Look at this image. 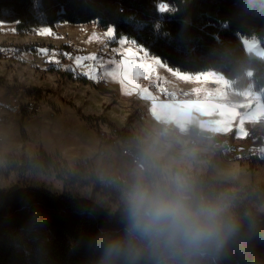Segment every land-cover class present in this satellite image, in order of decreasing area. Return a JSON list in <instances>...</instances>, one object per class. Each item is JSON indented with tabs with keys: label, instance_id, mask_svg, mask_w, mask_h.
Wrapping results in <instances>:
<instances>
[{
	"label": "trees",
	"instance_id": "1",
	"mask_svg": "<svg viewBox=\"0 0 264 264\" xmlns=\"http://www.w3.org/2000/svg\"><path fill=\"white\" fill-rule=\"evenodd\" d=\"M160 3H166L170 11L159 13ZM0 21L14 24L19 36L57 23L93 22L103 29L114 25L115 40L135 39L174 71L192 75L215 71L237 83L238 89L249 81L264 87V60L249 56L242 42L243 38L253 39L264 46V0H0ZM156 23L161 25L158 30H154ZM33 92L39 94L27 89L28 94ZM81 117L106 124L116 139L139 153L141 160L150 161L135 147L129 133L118 130L105 117ZM224 137L233 136L215 139ZM256 161L264 165V159L254 158L250 169ZM85 165L58 164L57 156L43 154L7 158V171L16 172L17 181L0 188V264H91L89 237L101 227L120 224L121 196L133 182H103L87 175ZM38 171L54 173L63 183L62 191L52 193L26 184V173ZM171 171L187 177L197 195L216 198L226 194L230 198L250 247L237 248L222 264H264V184L241 186L189 170ZM144 178L154 180L153 172ZM76 184H92L95 191L118 202L116 210L110 212L81 196Z\"/></svg>",
	"mask_w": 264,
	"mask_h": 264
},
{
	"label": "rangeland",
	"instance_id": "2",
	"mask_svg": "<svg viewBox=\"0 0 264 264\" xmlns=\"http://www.w3.org/2000/svg\"><path fill=\"white\" fill-rule=\"evenodd\" d=\"M13 26L14 24L0 21V34L4 37V39H1L2 41H0V52H3L0 53V59L5 60L4 64H9V66L6 67V70L11 74L16 73L17 68L30 65L34 68L37 67L36 69L43 68L45 71L44 73L52 74V76H55V80L65 78L71 82L78 81L80 84L87 83L86 81L94 84L97 82L99 84L98 80H91L80 74L78 77L72 78L70 76L71 71L66 69L73 66V59L68 58L67 62L56 64L54 62H49V58L52 57L53 54L44 55L41 54L39 50L52 49L53 53H55L54 59L58 61H61L60 54L67 53L73 58L76 56L94 54L97 60L102 62L105 67L108 68L109 66H112L110 63L111 61H118L121 58L120 54L123 53L126 48L130 47V45L127 44L124 46L119 45V39L115 40V37L111 39L107 37L105 35L107 29H103L93 22L87 24L57 23L53 27H49L53 35H40L38 34L39 28L33 34L19 36L14 33ZM94 36L95 38H93ZM12 37L18 38V40H22L21 42L30 46L27 48L29 50L27 51V49H25L26 45H23L24 47L22 48L21 46H17L19 43H16L17 41L15 39H11ZM34 44L38 45L35 46ZM63 46H66V48H62ZM17 47L23 50L21 51ZM260 47L262 48V45ZM5 48H8V53L5 52ZM17 63L19 65H17ZM85 64L87 63L85 62ZM162 66L170 72V75L163 74L157 67L151 79L140 78L137 81L141 88L148 89V93L144 96L143 100L136 92H132L134 96L130 99L131 94H125V91H122V87L121 93H113L106 87L107 80L103 76L106 80V84H99L101 87H96V89L99 95L103 97L107 96L110 99L107 100V102L104 103L105 106L102 107H106L107 104V108L104 110H109L113 107L116 113L113 114L114 118L96 114H91L90 116L105 117L108 121L114 124L118 130H124L129 133L136 142L135 147L145 154L150 161L141 160L139 164H133L130 155L123 153V149L129 146L121 140L116 139L115 133L111 131L106 124H103L97 119H92V122H94L93 127L98 133L104 134V138L107 139L105 147L106 154L105 156H95L90 163L91 165H85L88 167L87 175L93 174L97 179L103 182H109L115 179L134 182L138 174H142L145 177L146 173L153 172L154 180H157L162 179L169 172L172 173L171 170L176 168L189 170L197 174H206L211 179L237 183L241 186L246 185L257 187L260 184H264V165L255 162L253 163V168L250 169L249 165L252 156L242 159L238 158L240 152L246 151L248 148L250 149V152H256L257 149H261L264 140L262 139L264 138V129L249 136V140L247 141H250L252 137L259 138L258 143H255L254 146H252V142L250 143L251 147L248 144V148L241 147L239 144H234L239 147L238 150L234 151L231 148H224L221 150L219 143L209 140L198 142V140L193 137L187 140L186 143L177 142L173 137H169L166 132L159 128L156 122L151 121L152 115L156 117V121H159L158 123L166 119V117L163 116L162 110L160 109L153 114L143 111L141 101H149L151 103L156 99L158 94L156 91L152 90V88L149 89L147 86L150 85L151 87V80L159 81V79L163 78H166L167 84L171 83L175 80L173 75L180 74L177 73V71L166 67L164 64ZM84 70L85 69L81 68L78 69V72L80 73ZM97 71H102L99 65H97ZM250 75L251 72L248 71L247 76L250 77ZM14 76L15 75L12 77H6L5 74L4 78H2L3 81L0 82L2 86L4 85V90L8 91V93L10 92V96L7 100L4 96V91H0V110H9L13 107V99L16 96L20 104H24V102L29 99L40 101L43 105V99L41 97L36 99V95H34L36 92H33L32 94L27 93V89H34L39 93H41V89L36 87L30 88L28 85L21 83L19 79ZM236 86L237 83H233V87L238 89ZM24 89L27 94L24 93ZM42 90H44L43 92L45 96L52 95L51 100L54 102L62 100L71 106L81 102L78 90L70 88L69 86L66 89L60 90L53 84L50 89ZM243 90L246 94H248V92L250 94V91L253 90L256 94V98L260 97L261 94V88H259L253 81H249ZM155 93L157 94L155 95ZM189 93L191 95V100H189L190 102L183 103L184 109H182L183 111L180 110L182 115L190 114L191 112V109L185 108L187 104H192L194 106H196V104L198 105V95L190 91ZM158 97L160 96L158 95ZM161 100L164 99L161 98ZM165 100H171V102H173L172 100L174 99L170 98ZM16 110H19L20 112L21 109L16 108ZM81 110H83L82 105L80 107V113L83 114ZM168 111L169 110H166V112ZM170 111L174 114L173 110ZM147 114L151 115V117ZM184 118L185 121L188 122L187 119H189V115ZM216 120L217 124H221L222 127L226 125L223 121H220V118H217ZM234 120L235 119H231V121ZM7 126L8 127H5L0 121V188H8L17 181V173L14 171H7L8 157L20 155L33 157L31 156L32 154H30V151L32 150L30 147L31 142L26 148L20 146V142L22 138H24V135L31 134L32 125H27L23 122L18 126V124L11 122ZM244 129H248V126H245ZM181 133L185 136L187 131L185 130ZM111 134L113 135L111 136ZM176 136L181 137L179 133L176 135L174 134V137ZM210 156H212V159ZM64 162L66 161L59 156L57 157L58 164ZM66 163L70 167H74V164H70L69 162ZM26 184L44 187L52 193H60L63 189L61 179H59L54 173L45 171L26 173ZM74 188L78 194L98 203L110 212H113L117 208L118 202L108 196L102 195L98 191H95L92 184H76ZM122 197L123 196H121V200Z\"/></svg>",
	"mask_w": 264,
	"mask_h": 264
},
{
	"label": "crops",
	"instance_id": "3",
	"mask_svg": "<svg viewBox=\"0 0 264 264\" xmlns=\"http://www.w3.org/2000/svg\"><path fill=\"white\" fill-rule=\"evenodd\" d=\"M15 37L11 39H15L17 41L16 43H19L17 46L26 45L21 42L22 40H18ZM1 39H4L2 34H0V41H2ZM242 42L249 56L264 60V50L260 47V42L247 38H243ZM20 50L22 51L23 49ZM149 56L155 57L150 54ZM4 61L0 59V82L3 81L2 78H4L5 74L6 77L15 75V78L19 79L21 83L28 85V87L41 89V93L34 94L36 95V99L40 97L43 99L40 112L36 114L22 113L21 110L19 112L14 107H11L9 110H0V121L5 127H8L7 125L11 122L18 124V126L23 122L24 124L32 125L31 134H25L20 142L22 148H26L31 142V156L34 157L39 154L51 157L59 156L64 161L74 165L83 163L89 165L95 156H105L107 139L104 138V134L98 133L93 127L94 122H90L81 117H90L91 114H96L114 118L113 114L116 111L113 107L109 110H104L107 108V104L106 107H102L105 106L104 103L110 98L98 94L96 87H101V85L97 82L94 84L89 81H86L87 83L84 84L81 83V85L78 81L71 82L65 78L55 80V76L44 73L43 68L36 69L37 67L34 68L30 65L17 68L16 73L11 74L6 70L9 64H4ZM17 65L19 64L17 63ZM108 68L111 67L109 66ZM158 69L163 74L170 75V72L163 66H158ZM177 73L180 74L173 75L175 80L171 83L167 84L166 78L159 79V81L151 80L150 83L157 82L161 86L169 89L172 93L178 90L196 93L198 95V105L187 104L185 106V108L191 109L190 114L188 112V114H181L182 109H184L183 103L190 102L189 100L179 101L174 99L172 100L173 102L171 100H161V97H158V94L155 93L157 96L153 102L141 101V107L145 112L153 114L158 109L162 110L163 116L166 119L158 123L159 121H156V117L152 115L151 121L156 122L157 126L166 132L169 137H173L175 141L180 143H186L187 140L193 137L198 142L209 140L220 144L223 138L218 141L215 139V136H229L232 134V139H228L233 144H239L241 147L248 148L249 145L251 147V142L252 146L258 143L259 138L257 137H252L250 141L247 140H249V136L252 134L264 129V87L261 89L260 97L256 98V94L250 95L249 92L246 94L243 88L235 89L233 87V81L227 80L215 71H207L197 75L178 71ZM106 80V87L109 90L113 93H121L119 82L113 81L110 78H106ZM53 84L60 90L66 89L68 86L77 89L81 97V102L73 106L62 100L54 102L51 100L52 95L45 96L44 90H42L50 89ZM3 86H0L2 89L0 91H4V96L8 100L10 92L5 91ZM147 87L151 89L150 85ZM133 96L131 93L130 99ZM81 105L83 107V110H81L83 114L79 113ZM166 110L169 111L166 112ZM170 110H173L174 114ZM188 115L189 119L186 122L184 117ZM148 116L151 117V115ZM217 118H220V121H223L226 125L222 127L221 124H217ZM231 119L235 120L231 121ZM245 126H248V129H244ZM185 130L187 133L183 136L181 132ZM177 133L182 136L174 137V134L176 135ZM224 138L226 139L227 137ZM259 149L256 152H250L249 148L246 151H241L238 158L242 159L252 156L251 159H264V140L261 149ZM210 158L212 159V156ZM257 163L261 164L260 162Z\"/></svg>",
	"mask_w": 264,
	"mask_h": 264
},
{
	"label": "clouds",
	"instance_id": "4",
	"mask_svg": "<svg viewBox=\"0 0 264 264\" xmlns=\"http://www.w3.org/2000/svg\"><path fill=\"white\" fill-rule=\"evenodd\" d=\"M122 200L120 224L88 239L91 264H222L250 247L230 198L197 195L179 172L151 181L138 174Z\"/></svg>",
	"mask_w": 264,
	"mask_h": 264
},
{
	"label": "snow or ice",
	"instance_id": "5",
	"mask_svg": "<svg viewBox=\"0 0 264 264\" xmlns=\"http://www.w3.org/2000/svg\"><path fill=\"white\" fill-rule=\"evenodd\" d=\"M86 6L82 4L81 7ZM170 11L169 6L166 3H160L158 5V12L165 13ZM160 24H154V30L160 28ZM138 26V30H139ZM115 27L114 25H109L105 35L107 37L114 38ZM40 35H53L49 27H42L39 29ZM95 38V36L93 37ZM118 44L121 46L130 45L126 48L123 53H121V58L118 61H111V68H106L105 65L98 61L96 56L87 55V56H76L72 57L70 54H65L69 59H73V66L66 69L68 71L75 72L77 69H85L83 72H80V75H83L91 80H99L101 75L110 78L113 81L119 82L122 87V91H125V94H131L136 92L140 95L141 98L147 95L148 89L141 88L137 81L140 78L151 79L152 75L155 73L156 68L162 66L163 63L161 59L156 57H149L148 51L144 46L137 44L136 40L133 38L122 37L118 40ZM41 54L47 55V49H40ZM142 54V55H140ZM55 53L49 58V62H54L59 64L58 60L54 59ZM85 62H89L85 64ZM95 62V63H92ZM97 65H99L102 71H97Z\"/></svg>",
	"mask_w": 264,
	"mask_h": 264
},
{
	"label": "built area",
	"instance_id": "6",
	"mask_svg": "<svg viewBox=\"0 0 264 264\" xmlns=\"http://www.w3.org/2000/svg\"><path fill=\"white\" fill-rule=\"evenodd\" d=\"M262 48L264 49V46H262ZM5 52L6 53L9 52L8 48H5ZM0 53H3V52H0ZM47 54H53V50L52 49L47 50ZM59 56H60V60H61V61H59V64H63V62L68 61V57L65 54H60ZM86 63H88V62H86ZM78 75H79L78 69L75 72H73V71L70 72V76L72 78H76V77H78ZM98 82L101 85L106 84V80L104 79V77L102 75H101L100 79L98 80ZM151 88H152V90L156 91L158 93V95L163 99L172 98V99L179 100V101L191 99L190 93L185 91V90H178L175 93H172L169 89H167L164 86H161L160 84H158L156 82L151 83ZM23 91L25 94H27L25 89ZM254 94H255V92L253 90L250 91V95H254ZM12 106L14 108L24 110L28 114H36V113L40 112L42 104L40 101L29 100V99H28V101L24 102V104H20L18 99H17V96H16L13 99ZM0 108H1V106H0ZM192 143H194V142H192ZM224 148H231L234 151L239 149V147L237 145H234L228 138H226V139L223 138V140L220 143V149L222 150ZM123 153L130 155L131 162L133 164H137L141 161L140 154L133 151L132 148H130V147H126L125 149H123Z\"/></svg>",
	"mask_w": 264,
	"mask_h": 264
}]
</instances>
